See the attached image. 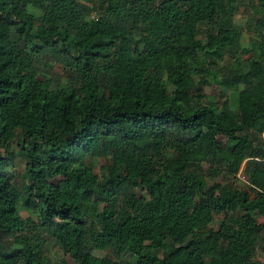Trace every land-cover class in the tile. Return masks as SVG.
Returning a JSON list of instances; mask_svg holds the SVG:
<instances>
[{
	"label": "trees",
	"instance_id": "16d2710c",
	"mask_svg": "<svg viewBox=\"0 0 264 264\" xmlns=\"http://www.w3.org/2000/svg\"><path fill=\"white\" fill-rule=\"evenodd\" d=\"M263 137L264 0H0V264H258Z\"/></svg>",
	"mask_w": 264,
	"mask_h": 264
},
{
	"label": "rangeland",
	"instance_id": "374dc122",
	"mask_svg": "<svg viewBox=\"0 0 264 264\" xmlns=\"http://www.w3.org/2000/svg\"><path fill=\"white\" fill-rule=\"evenodd\" d=\"M219 7H222V4H219ZM254 14L253 10L250 7V5L244 4L239 6L238 10L236 11L235 15L233 16L234 23L240 28L241 30V37H240V45L241 47H246L249 41V38L251 36V26L253 24ZM43 68L46 70L48 76L52 79V83L62 82L66 77H68L69 73L65 69H63L60 65L56 63H52L49 65L43 66ZM204 92L208 94V96L214 98L217 102H221L222 99H224L225 94L220 91H216L213 86H209L204 89ZM218 140L224 141V138L222 136L218 137ZM264 140V137H263ZM15 144H10L8 151L12 152V163L11 165L7 166V169L11 174L15 176H19L22 168H23V159L16 153L17 150L15 148ZM3 149H0V154H3ZM197 159L202 164V168L205 169L207 167V164L203 163L202 157L198 156ZM104 163V160L102 158H94L92 160V166L93 171L98 174L99 167ZM242 168L236 172L232 173L229 176V180L237 187L242 188L243 190L247 189L248 183L246 181V177L244 174H242ZM216 182H224L225 180L222 178L221 175H218L215 177ZM20 215L22 217H25L27 213L24 210H20ZM194 219L196 222V230L195 232L198 235H204L210 230L216 229L217 225L220 221V215H213L212 220L209 223H205L200 219V208H195L193 210ZM256 223H264V219L261 217L256 216L255 217ZM185 235H176L173 232L169 234V242L163 244V249H166L170 244L178 245L185 239ZM45 255L46 259L48 261L54 262L58 257H61L59 254V250L57 246H55L53 240H49L45 246ZM90 254L94 257H102L105 255H109L106 251L99 250L95 248L94 246H91ZM66 261L70 264L71 262L69 259L65 258ZM255 260L258 262V264H264V257L259 252L255 256Z\"/></svg>",
	"mask_w": 264,
	"mask_h": 264
}]
</instances>
